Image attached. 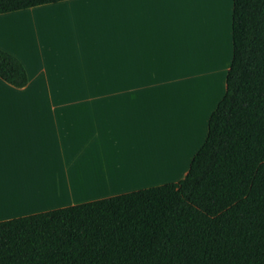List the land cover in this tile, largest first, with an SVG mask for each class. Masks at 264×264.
Segmentation results:
<instances>
[{
    "label": "crops",
    "instance_id": "1",
    "mask_svg": "<svg viewBox=\"0 0 264 264\" xmlns=\"http://www.w3.org/2000/svg\"><path fill=\"white\" fill-rule=\"evenodd\" d=\"M57 5L72 8L69 25L21 27L32 40L14 32L23 14L37 20ZM229 10L217 53L218 66L229 61L223 78L232 0ZM200 30L182 27L172 0H67L0 15V49L28 77L21 89L0 80V222L184 178L225 94L218 74L199 71ZM205 76L212 91L192 105L190 85Z\"/></svg>",
    "mask_w": 264,
    "mask_h": 264
},
{
    "label": "trees",
    "instance_id": "2",
    "mask_svg": "<svg viewBox=\"0 0 264 264\" xmlns=\"http://www.w3.org/2000/svg\"><path fill=\"white\" fill-rule=\"evenodd\" d=\"M67 0H0V15ZM232 60L176 183L0 222V264H264V0H232ZM0 80L27 73L0 49Z\"/></svg>",
    "mask_w": 264,
    "mask_h": 264
},
{
    "label": "rangeland",
    "instance_id": "3",
    "mask_svg": "<svg viewBox=\"0 0 264 264\" xmlns=\"http://www.w3.org/2000/svg\"><path fill=\"white\" fill-rule=\"evenodd\" d=\"M69 7L70 6L68 5H61L60 7L56 8L41 9L48 13L47 16H36L37 20L33 18V21H31V16L23 14L25 15V20L23 19L22 22H13L11 26L15 28L19 27L20 29L21 27H25L26 25H28L31 31L32 29L34 31V28H37L38 30L43 28L44 30L47 29L46 31L53 32L55 28H60L63 25L62 23L64 22L66 25H69L71 16L70 14H68V12L72 11V8ZM82 8H84L85 10L94 11L100 10V5H85L82 6ZM230 8L231 0H172V9L174 11V14L178 17L182 27L184 29L187 27V29L190 30V33L192 30L201 29L200 31L203 30L206 34L207 48L205 51V58L202 61L203 64H200L201 66L199 71L204 72L205 75L211 71H214V74H218L220 80V91L223 86L225 88V76L223 78V73L220 70H224V68L229 65V61L218 66L219 60L217 57V53L219 51V44L221 43L222 35L224 32V23L228 24V19L230 17V13L228 15V11H230ZM59 11L61 12V14L59 13ZM14 32L21 35V37H26L27 40H32V36L24 33V31L21 29L14 30ZM199 81L203 82V85L201 84L200 88H197L196 86L195 88H193L190 85V98L193 100L192 105L197 100L199 92L203 93L212 91V82L208 80L207 76L199 79ZM197 146L198 143L190 145V154L193 153ZM189 157H191V155Z\"/></svg>",
    "mask_w": 264,
    "mask_h": 264
}]
</instances>
